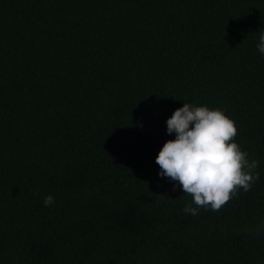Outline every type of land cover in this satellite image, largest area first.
<instances>
[{
    "label": "trees",
    "instance_id": "1",
    "mask_svg": "<svg viewBox=\"0 0 264 264\" xmlns=\"http://www.w3.org/2000/svg\"><path fill=\"white\" fill-rule=\"evenodd\" d=\"M261 33L264 0H0V264H264ZM185 102L258 161L218 212L158 175Z\"/></svg>",
    "mask_w": 264,
    "mask_h": 264
},
{
    "label": "clouds",
    "instance_id": "2",
    "mask_svg": "<svg viewBox=\"0 0 264 264\" xmlns=\"http://www.w3.org/2000/svg\"><path fill=\"white\" fill-rule=\"evenodd\" d=\"M257 48L264 54V33L259 36ZM167 133L175 139L166 141L156 156L161 178L179 186L183 195L190 197L183 212L196 216L201 209L220 211L242 189L249 192L259 180L258 161L236 142V123L221 108L197 106L185 102L167 120ZM45 206L54 203L51 194L43 198ZM264 223L250 230L258 237Z\"/></svg>",
    "mask_w": 264,
    "mask_h": 264
}]
</instances>
